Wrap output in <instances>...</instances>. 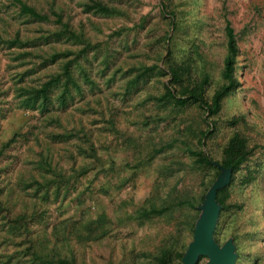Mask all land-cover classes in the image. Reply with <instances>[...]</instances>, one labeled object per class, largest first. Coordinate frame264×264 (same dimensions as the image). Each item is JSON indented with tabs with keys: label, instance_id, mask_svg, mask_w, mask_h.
<instances>
[{
	"label": "rangeland",
	"instance_id": "rangeland-1",
	"mask_svg": "<svg viewBox=\"0 0 264 264\" xmlns=\"http://www.w3.org/2000/svg\"><path fill=\"white\" fill-rule=\"evenodd\" d=\"M20 1L48 20L0 0V264H153L167 248L185 257L226 179L230 122L243 116L256 155L231 177L213 239L233 245L235 264H264V0ZM227 21L240 87L201 144L204 111L160 104V71L189 61L218 84ZM49 83L48 100L37 98ZM248 171L256 179L242 184ZM153 207L170 210L143 218Z\"/></svg>",
	"mask_w": 264,
	"mask_h": 264
},
{
	"label": "trees",
	"instance_id": "trees-1",
	"mask_svg": "<svg viewBox=\"0 0 264 264\" xmlns=\"http://www.w3.org/2000/svg\"><path fill=\"white\" fill-rule=\"evenodd\" d=\"M16 4L20 10L35 19L48 20L47 17L42 16L34 8L29 7L20 0H16ZM99 9H103L100 4L96 5ZM227 38V54L224 60V66L218 84L211 82V77L202 71L194 70L189 61L182 63L167 62L165 72L169 77V81L165 85V93L158 98L160 104H173L177 108H187L196 106L204 111L206 115V122L208 130L202 132L200 143L207 140L216 130L215 119L222 111L224 101L232 96L240 87V82L237 78V64L240 49L237 44L235 30L230 21H227L225 28ZM51 83L45 85L36 93V97L42 96L48 100V89ZM215 86V87H214ZM247 124L246 118L239 117L230 122L232 128L236 129L233 136L228 141L223 150L222 159L220 161L221 169L229 170L232 173V181L238 172L246 167L256 155V147L251 146L249 138L242 133L237 127ZM188 153L195 158L197 164L206 169H212L213 162L205 151L197 152L188 148ZM220 172V170H219ZM256 176L253 172L248 173L243 177L242 184H250L255 181ZM230 189L228 186L217 191V203L221 207V211L228 210L230 205ZM191 208L194 207L192 202H186ZM169 208H151L142 212L143 218L161 217L169 212ZM184 252L176 254L174 250L167 248L162 250L155 258L153 264H175L176 260L179 264H183L182 260ZM34 261L38 264H75V262L68 258L51 256L43 257L39 255L34 256Z\"/></svg>",
	"mask_w": 264,
	"mask_h": 264
},
{
	"label": "water",
	"instance_id": "water-1",
	"mask_svg": "<svg viewBox=\"0 0 264 264\" xmlns=\"http://www.w3.org/2000/svg\"><path fill=\"white\" fill-rule=\"evenodd\" d=\"M226 172V179H220L212 188L208 195L205 215L199 222L196 230L194 242L190 245L188 253L183 259L184 264H197L201 257H208L209 264H235V253L232 244L226 247H219L213 239L215 227L218 221L221 207L217 203V191L228 186L231 182L232 173Z\"/></svg>",
	"mask_w": 264,
	"mask_h": 264
}]
</instances>
